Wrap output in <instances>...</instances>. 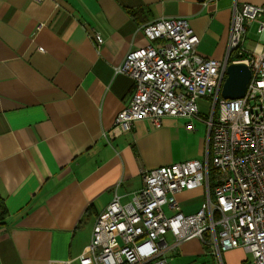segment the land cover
I'll return each mask as SVG.
<instances>
[{
	"label": "crops",
	"instance_id": "obj_1",
	"mask_svg": "<svg viewBox=\"0 0 264 264\" xmlns=\"http://www.w3.org/2000/svg\"><path fill=\"white\" fill-rule=\"evenodd\" d=\"M244 5L264 0H0V196L8 212L0 264H80L95 219L115 193L129 202L144 170L199 160L207 129L190 131L184 118L167 117L158 129L137 121L131 132L104 138L135 90L114 69L129 52L160 44L142 26L172 18L189 20L201 56L222 61ZM254 22L259 28L264 15ZM258 28L241 37L249 55L264 48ZM96 33L104 39L99 48ZM204 197L202 189L177 194L186 215ZM176 250L171 264L179 254L206 253L199 239ZM221 257L222 264H253L241 248Z\"/></svg>",
	"mask_w": 264,
	"mask_h": 264
},
{
	"label": "built area",
	"instance_id": "obj_2",
	"mask_svg": "<svg viewBox=\"0 0 264 264\" xmlns=\"http://www.w3.org/2000/svg\"><path fill=\"white\" fill-rule=\"evenodd\" d=\"M31 1L58 5L60 0ZM263 15L264 5H244L235 12L222 61L199 54L201 39L186 18L140 28L160 44L129 52L115 67L116 74L134 81L135 90L104 138L129 133L142 120L158 129L167 117L187 119L186 128L193 131L192 120H201L199 103L208 98L205 158L144 170L143 187L129 202L115 193L95 219L80 264H171V252L192 239L208 246L221 264L222 252L239 248L253 264H264V48L249 55L240 47L245 19L252 24ZM263 31L260 23L258 32ZM93 41L97 48L104 43L97 33ZM236 50L246 57L231 62ZM231 63H245L251 79L243 98L226 100L221 89ZM197 189L205 200L196 213L186 215L177 194ZM165 207L174 214L169 216Z\"/></svg>",
	"mask_w": 264,
	"mask_h": 264
},
{
	"label": "rangeland",
	"instance_id": "obj_3",
	"mask_svg": "<svg viewBox=\"0 0 264 264\" xmlns=\"http://www.w3.org/2000/svg\"><path fill=\"white\" fill-rule=\"evenodd\" d=\"M244 26L246 28V31H247V37L248 38H252V35L254 33H256L257 31V28H258V25L253 22L252 24H249V20L248 19H245L244 21ZM246 36V33L243 35V37L245 38ZM211 99H208V98H203V102L201 104V108L202 109H206V104L210 101ZM209 117L208 115L206 114H201V120H197L195 119V122H196V126L194 127L195 130H203V131H206L207 129V125L206 123L203 121V120H207ZM206 140H202L201 144H200V152H199V155L196 157L197 159L199 160H203L205 157H204V152H205V149H206ZM205 199V197H204ZM124 203V202H123ZM166 210V213L169 212L167 210V208H165ZM169 215V213H167ZM204 248H205V251L206 253L204 255H201V256H197V257H185L183 254H179L178 255V258L172 262V264H218L217 260H214L215 258L212 256L211 254V250L208 246H205L204 245ZM177 251V250H176ZM176 251H173L171 252V254H174L176 253ZM209 253V254H208ZM175 257V256H174Z\"/></svg>",
	"mask_w": 264,
	"mask_h": 264
},
{
	"label": "water",
	"instance_id": "obj_4",
	"mask_svg": "<svg viewBox=\"0 0 264 264\" xmlns=\"http://www.w3.org/2000/svg\"><path fill=\"white\" fill-rule=\"evenodd\" d=\"M251 79V70L245 63H231L226 71L221 97L226 100L243 98Z\"/></svg>",
	"mask_w": 264,
	"mask_h": 264
},
{
	"label": "trees",
	"instance_id": "obj_5",
	"mask_svg": "<svg viewBox=\"0 0 264 264\" xmlns=\"http://www.w3.org/2000/svg\"><path fill=\"white\" fill-rule=\"evenodd\" d=\"M246 56L239 57L238 55V50L233 51L230 54V61H236L242 58H245ZM213 186L211 185V196L213 197ZM8 218V212L5 207V201L4 199L0 196V225H4L6 223V219Z\"/></svg>",
	"mask_w": 264,
	"mask_h": 264
}]
</instances>
